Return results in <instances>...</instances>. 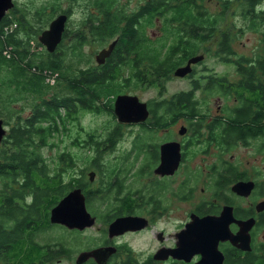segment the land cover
<instances>
[{"label":"trees","instance_id":"16d2710c","mask_svg":"<svg viewBox=\"0 0 264 264\" xmlns=\"http://www.w3.org/2000/svg\"><path fill=\"white\" fill-rule=\"evenodd\" d=\"M235 3L237 7L233 8ZM214 6L220 9L213 10ZM95 7L97 14L88 15L80 28L71 34V56L79 60L73 61L71 68L67 65L63 46L59 51L46 52L41 57L33 53L31 47L35 36L46 30L55 15H69V11L61 10L59 4L54 2L49 8L36 9L33 14L28 8L15 5L0 22V117L9 119L14 113L12 104L20 98H25L23 106L32 109L25 119L18 115L4 139V146L0 147V183L5 185L0 187V264H50L56 259L70 258L72 254L68 244L70 234H60L57 241L50 237L49 241L38 240L40 234L54 229L55 225L48 220V211L70 188V183L63 179L68 169L61 168L51 176L38 153L48 145L50 132L59 129L57 117H62L63 107H67L68 102V92L63 93L61 82L51 85L47 78L71 69V124H78L87 112L101 113L106 107L113 111L115 98L128 88L160 84L173 76L177 68L186 65L191 57L213 54V45L217 49L214 57L231 60L230 57L236 55L234 38L231 29L223 27L230 12L233 15L236 11L243 16L248 29L264 33V0H141L133 10L117 0H100ZM155 28L159 32L153 35L150 31ZM66 37L64 34L62 43ZM92 39L102 44L113 40L116 46L104 64L79 67L78 63L83 61L79 50ZM262 46L263 51L251 56L254 58L240 56L235 60L241 74V79L234 85L240 104L228 109L225 119L214 125V129L219 127L231 144L232 139L233 142L246 141L264 134V126H260L264 117V41ZM68 87L66 85V91ZM193 87L170 99L149 102L159 124L183 114L190 120L200 116L196 97L200 88L198 81H193ZM206 89L208 94L218 91L217 80L211 79ZM49 92H53V96L42 100L41 96ZM104 98L108 104L102 106ZM47 122L48 125H44ZM85 142L94 148L95 159L91 160V166L103 175L101 152L115 145V137L108 135L102 142L94 136L93 141ZM73 145H81L80 140H73ZM140 149L134 159L124 156L121 168H115L109 174L118 177L119 181L112 183L110 177L106 190H87L91 209L96 200L108 201L110 208H114L113 215L135 213L144 207L137 204L150 198L151 191L148 187L134 190L133 186L138 185V177L149 172L148 157L139 172L133 174L131 183H126L143 150L149 155L148 148ZM60 161L61 167L66 166L68 156L62 155ZM73 165L71 155V167ZM22 180L25 188H16ZM82 182L71 174V189L77 184L81 187ZM36 183L53 186L41 191L37 186H31ZM50 191L56 196L48 197ZM29 192H34L33 202L19 204V201H25ZM156 202L159 205L160 200L156 198Z\"/></svg>","mask_w":264,"mask_h":264},{"label":"flooded vegetation","instance_id":"af4514ba","mask_svg":"<svg viewBox=\"0 0 264 264\" xmlns=\"http://www.w3.org/2000/svg\"><path fill=\"white\" fill-rule=\"evenodd\" d=\"M151 31L153 32V30ZM64 34H67L66 40L68 41V45H70L71 47V29L66 28L63 33V37ZM152 34L154 35V33ZM62 41L58 44L55 51H59L58 49L61 47ZM42 48L44 49V45H42ZM233 57L234 56H231V60L229 61L222 60L218 57L216 58H218L220 62L233 66L234 75L236 74L237 77H240L241 74L238 72L237 66L235 64V60L238 57L236 59ZM246 58L251 59L254 57L249 56ZM203 61H201L200 63H203ZM198 64L193 65L192 72L184 78L198 81L200 88L197 90V92L200 93H206V88L209 82H211V79L217 80L220 89L218 91L216 90V92H213V94L206 93V96H202L198 99L201 112L200 116H197L196 119L190 120L183 114L179 118H168L164 121V123L159 124L158 119L155 117V114L152 113V110L149 107V102H146L150 114L145 121L122 123L117 118L115 127H112V129L108 132L104 131L105 135L103 137L95 138L99 141L104 142L106 141L108 135H111L116 139V143L111 149H108L106 151L102 150L101 158L105 153H110V151L117 149L118 144L120 143L122 138L128 134V132L134 133L135 136L134 140L132 141L131 147L127 151H123V157L129 155L130 158L134 159L138 151L142 150L140 149L141 147H143V149L148 148L147 153L149 152V155L147 156V154H144L143 150V153L141 154V156H139V160H137L135 163V170L136 172H139V170L142 168V165L144 164V159L148 157V161L150 164L148 168L149 172L147 173L150 179V181L148 182V189L151 191L152 198L149 196L151 199L148 198L145 202L140 200L137 205H141L140 207H144L139 211H136L135 213L125 212L121 215H113L114 208H110V206L108 205V201L105 200L103 201V204H101L103 212L102 217L104 219V223L108 224L107 232L109 230L110 224L116 219L130 216L140 217L144 219V223H147L145 227H153L156 225V222L158 220H161L164 217L165 213L168 211V207L165 204L166 200H168V192L171 191L172 195L175 197V200L179 203H187L194 199L199 183L203 181V178L205 179V187L207 188V191L210 192V197L201 199L198 203H196L195 207L187 215L186 220L182 223V226H180L178 231L174 234L175 239L173 241L166 243L165 232L163 230L156 232L154 239L156 243L159 244V246L153 249L151 253L143 260H139L137 258L134 250L130 247V245H128L127 243L118 244L115 240V237H113L114 239L109 237L110 240H106L104 243L102 242L103 244L98 247L101 248L110 246L116 248V251L112 255H110L106 264H198L203 258L202 254L200 253L195 255L190 262H186L184 259L178 260L173 258L171 255H168L170 253V250L178 247L177 235L186 228V225L192 219V215H195L200 219L208 216L219 218L222 217L223 213L228 216L230 210V212H232L233 221L230 223L229 228L231 233L230 236H233V238L242 231L243 226L241 225V223H250V227L248 228V235L250 237L249 249L247 247H241L242 242H237L236 238V243L231 239L221 240L219 242L218 249L222 256V264H248L249 262H252V264H262V262H264V166H252L250 165V160L247 161L248 163L246 164H242L240 161H234L236 160V150H238L239 148H245L247 149V151L253 150L252 152L255 154L254 158L258 159L257 157L259 156L261 162L263 163L264 134L252 139L248 138L246 139V141L238 140L233 142L232 139L231 144V140L225 138L226 135L222 134V130L219 127L214 129V125H216L219 120L223 121L225 119L228 109H231L235 105L240 104V99L236 96L234 88V85L239 81H231L229 77L219 75L218 73L213 72L214 70H211V74L204 73L199 78H195L193 77V75H195L197 72L195 71L194 67ZM69 67H71V65ZM258 73L259 75H262V72ZM47 80L51 85H55L56 83L61 82L63 93L68 92L67 107H65L64 105V112L62 114V117H57L58 123H60L57 124L59 129L57 131L54 130L50 132L52 135L51 138H55L56 136L61 135L63 139L67 138L68 142L70 143V150L62 154L68 156V162L66 166L69 170L68 182L70 183V188L68 189L67 194H71V191L75 189H81L82 193L85 195L86 207L88 212L97 220L96 216L93 215V212L90 211L91 209L89 208V200L87 199V190L98 191L102 188L106 190L111 178L112 183L119 181V179L116 176L111 177V175H109L108 177L106 176L105 178L102 177V183L100 187L94 188L93 183L97 182L96 175H98L100 171L98 170V168H96L98 172L86 170L85 179H83L81 176H77V178L83 181L82 186L80 187L77 184L71 189V69L62 73H56L53 77L47 78ZM66 85L69 86L67 91L65 90L67 89ZM120 95L124 94L122 93ZM213 95L218 96V101H223L221 102L222 104L218 106L215 113L213 112L210 102L208 101ZM52 96L53 92H49L43 97L41 96V98L42 100L44 98L50 99V97ZM232 100L233 104L231 105L228 103V101ZM112 112L113 115L116 116L114 112V106ZM66 117L67 120L64 119ZM191 122L195 123V125H193ZM6 123L7 122L5 121L3 122L5 129ZM44 125H48V122L44 123ZM177 125L180 126L176 135H173V127ZM260 126H264V117L262 122L260 121ZM127 128L130 129L126 131ZM7 134H9V132H7ZM140 141L143 142L144 146L143 144H139ZM170 143H176L179 145V164L177 167H174L173 164H170V170H172L171 173H159L157 172V170L161 167L162 164V147ZM38 153L39 155H41L40 151ZM199 154L202 155L203 161L206 160L207 157H213L214 160L212 162H209L210 164L206 166L202 165L196 167L195 169H190V166L187 163V159L192 155L197 156ZM62 155H59L58 159L52 157L50 160H45L44 157H41L42 159H44L43 163H45L47 169L49 170L47 161L53 164L57 163L54 168L59 169V165L61 162L60 157ZM226 156L229 159H226ZM173 167L174 169H172ZM249 167L253 170L252 174H250L248 171ZM182 171V179L180 180L176 188L172 185L176 183L177 176ZM91 173L95 174L93 178L91 176ZM50 175L53 176L54 173H50ZM145 175L146 174L138 177V181L136 182V184H139L142 177L146 178ZM22 181L23 182H20L15 187L25 188L24 180ZM238 184L244 185L243 194L234 191V187ZM2 186L3 185L0 183V187ZM31 186H37V188L42 191L46 188L50 190V186L53 185L36 183ZM159 189L162 193L158 191ZM203 191H205V189ZM51 193H53V191H50L48 197L56 196V193ZM102 195L105 194L103 193ZM33 198L34 192H29L25 196V201H19L18 203L21 205H30V203L33 202ZM156 198L160 200L159 205L157 204V202L155 204ZM60 201L61 199H58V202L50 207L48 211L49 221H51L53 208H55ZM111 202L113 203L116 201ZM140 231L141 230L127 231L122 235L116 236V239L127 233L135 234ZM89 262L91 264H97L93 258H91Z\"/></svg>","mask_w":264,"mask_h":264},{"label":"rangeland","instance_id":"374dc122","mask_svg":"<svg viewBox=\"0 0 264 264\" xmlns=\"http://www.w3.org/2000/svg\"><path fill=\"white\" fill-rule=\"evenodd\" d=\"M15 5L19 7L28 8L33 14L36 9H42L44 7L49 8L54 2L60 5L61 10H68V20L66 23V28L71 29L72 32L78 30L84 20H86L87 16L90 14H97L96 11V4L100 0H14ZM141 0H117L120 4L124 6H129L130 10L135 9L138 4H140ZM236 8L237 3L234 4ZM220 9L218 6H214L213 10ZM10 11V10H9ZM90 11H92L90 13ZM63 14V13H61ZM58 15V14H57ZM60 15V14H59ZM57 16L55 15V18ZM54 18V19H55ZM53 19V20H54ZM52 20V21H53ZM50 21V23L52 22ZM46 29L49 28V25ZM224 29H231V34L234 38L233 49L235 52V56L233 58H237L240 56L251 57L255 54L263 51V41H264V33L263 31L258 30H250L248 29V23L245 21L244 17L241 16L238 12L234 11L233 15L231 12L227 15V21L223 24ZM16 25H13L15 28ZM152 32V31H151ZM159 30L155 28L152 33L158 34ZM42 33H39L35 36V40L32 41L31 47L32 52L39 55L41 57L44 53L48 52L46 46L44 45V49L42 48V43L39 41V37ZM72 36V35H71ZM73 37V36H72ZM89 38V37H88ZM74 39V38H73ZM72 40V39H71ZM89 40V39H88ZM93 40V39H92ZM113 40H108L106 43H98V41H87L81 46V50H79L80 56L83 58L80 64L78 63L79 67H96L98 66L97 62V55L105 48L112 43ZM216 44V43H215ZM63 52H66V62L67 65L70 66L75 59L71 56V47L68 45V41L66 40L65 43H62ZM217 51L215 45L212 46V53L213 54H206L203 63L198 64L194 67L195 71L197 72L193 77L199 78L202 74H211L212 71L218 73L222 76H227L230 78L231 81L238 82L241 78L235 74L233 66L229 64H225L220 62V60L214 57V53ZM62 52V53H63ZM79 61V60H78ZM71 68V67H70ZM193 80L189 78H181L176 77L175 75L171 76L169 79H165L161 81L160 84L156 85H144L139 87L128 88L124 95H135L137 96L142 102H152L154 100H162V99H170L176 93H180L183 91L189 92L193 89ZM205 92H196L197 99L201 98L202 96H206ZM217 95L211 96L208 100L212 107L213 112L217 111L219 105H221L223 101L217 100ZM113 100V97L111 98ZM25 98L17 99V102L12 104V108L14 109V113L11 117L6 116V118L0 117V120L6 123V131L10 132V129L16 123V118L18 115H21L24 119L31 114L32 109L30 107L23 106ZM229 104H233L232 101H228ZM107 105L106 98H104V102L102 101V106ZM25 107V109H24ZM107 109L101 113L97 112H87L81 116V118L77 122H73L71 124V155L74 157L75 165L71 167V174L76 176H81L85 179V172L86 170L97 171L96 168L91 166V160L95 159L94 148L88 146L89 144L85 141H93L94 136L95 138H100L105 135V132H108L112 129V127L116 126V119L117 117L113 115V112L110 107H106ZM110 109V110H109ZM6 119V120H5ZM9 122H8V121ZM180 125L173 127V135H176L178 128ZM130 128H127L128 131ZM91 133H94L93 135ZM62 134V133H61ZM4 135L2 141L0 142V147L4 146ZM134 133L128 132L125 135L120 143L117 146V149L110 151V153H105L101 160L100 164L102 166L103 175L98 173L96 175L97 182L93 183L94 188L100 187L102 183V177H108L111 171L115 170V168H121V157L124 153L123 151H127L134 140ZM60 139V140H59ZM80 140L81 145H73V140ZM87 144V145H86ZM70 150V143L68 142L67 138H62V136H56L55 138L52 137L49 140L48 145L39 149L40 156L44 157L45 160H50L52 157L58 159L59 155H62L64 152ZM253 151V150H252ZM251 150L245 148H239L235 152L236 160L235 162L240 161L242 164L248 163L247 161L250 160L252 166L263 167L264 162L262 163L259 156L258 159H255V154ZM202 155L199 154L197 156L192 155L187 159V163L190 166V169H195L198 166H206L210 164L214 160L213 157H207L206 160H202ZM226 159H229L226 156ZM186 163V164H187ZM47 166L49 167L48 173H55L56 171H60L61 168L68 169L67 166L62 165L61 162L59 165V169L54 168L57 163H49L47 161ZM91 166V167H90ZM249 166V164H248ZM90 167V168H89ZM104 168V169H103ZM136 167L129 173L127 177V184H130L133 178V174L136 172ZM68 171H65L63 174L64 182H68ZM249 173L252 174L253 170L249 167ZM183 171L177 176L176 183L172 186L177 188L180 180L182 179ZM146 178L142 177L138 185L133 186L134 190H140L148 187V182L150 181L148 174L145 175ZM204 177V176H203ZM123 178V177H122ZM205 179L199 183L198 189L196 191L195 197L193 200L187 203H179L175 200V197L172 195L171 191L167 194V199L165 204L168 207V211L165 213L164 217L161 220L156 222V225L153 227H144L140 229L141 231L138 233H127L123 236H120L118 239L115 240L118 244H125L127 243L130 247L134 250L135 255L139 260H143L148 256L153 249L159 246L158 243L155 241V233L158 231L163 230L166 234L165 240L167 242L173 241L174 234L178 231L182 223L186 220L187 215L190 211L195 207L196 203H198L201 199L210 197V192L207 191L205 187ZM89 182V181H88ZM205 189V191H203ZM103 202L100 200L95 201V207L93 209L90 207V211L93 212V215L96 216L97 220H95V224L91 227H87L83 230L79 229H70L62 224H55L56 226L54 229L50 230L47 233H42L39 235L38 240L40 242L49 241L48 238L56 239L59 237L60 234L69 235L70 239H68L69 248L71 249V256L70 258H62L56 259L53 263L50 264H76V260L78 256L85 251H90L94 248H98L101 244H103L106 240H110L108 236V224L104 223V219L102 217V205ZM104 206V205H103ZM98 207V208H97ZM93 210V211H92ZM171 236V237H170ZM114 239V238H113ZM57 241V239H56ZM103 242V243H102ZM90 260V259H89ZM87 260L83 264H91Z\"/></svg>","mask_w":264,"mask_h":264},{"label":"water","instance_id":"95a60500","mask_svg":"<svg viewBox=\"0 0 264 264\" xmlns=\"http://www.w3.org/2000/svg\"><path fill=\"white\" fill-rule=\"evenodd\" d=\"M15 7L14 0H0V22L7 12ZM68 15L63 13L58 15L44 30L39 37V41L46 46L47 50L52 53L58 44L62 41L63 33L66 29ZM116 41L112 42L108 48L103 49L96 57L98 64H104L106 59L110 57ZM204 55L191 57L186 65L179 67L174 72L176 77L184 78L193 70V65L203 61ZM114 112L118 120L122 123H132L145 121L149 117V109L146 102L140 101L135 95H118L114 102ZM4 135H7L3 121L0 120V142ZM179 145L176 143L166 144L162 147V164L157 172L171 173L170 164L177 167L179 164ZM174 167L172 169H174ZM94 173H91L92 178ZM244 185L238 184L234 187V191L243 194ZM230 210V209H228ZM231 211V210H230ZM228 216L223 213L222 217L208 216L200 219L192 215L191 221L186 228L181 231L178 237V247L170 250L168 255L173 258L186 262H190L197 254H202V260L198 264H222V256L219 252L218 245L221 240L231 239L235 242V238L241 241V247L249 249L248 228L249 222L241 223L242 231L237 236H230L229 225L233 221L232 212ZM95 218L88 212L86 207L85 195L81 189L71 191L67 194L52 210L51 223L62 224L70 229L83 230L95 224ZM144 219L140 217H122L116 219L109 226V237L113 238L126 233L127 231H136L145 227ZM236 243V242H235ZM116 251L115 247H101L90 251L82 252L76 261V264H83L87 260L93 258L97 264H106L110 255Z\"/></svg>","mask_w":264,"mask_h":264}]
</instances>
